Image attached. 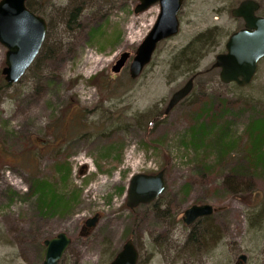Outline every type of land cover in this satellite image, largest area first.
<instances>
[{"label": "rangeland", "instance_id": "1", "mask_svg": "<svg viewBox=\"0 0 264 264\" xmlns=\"http://www.w3.org/2000/svg\"><path fill=\"white\" fill-rule=\"evenodd\" d=\"M242 1L184 0L179 33L161 42L132 79L130 64L159 3L136 14L139 0H28L47 20L48 33L14 84L2 74L7 48L0 43V264H43L44 240L60 232L72 243L59 264H109L129 239L138 264H237L242 254L245 264H264V168L247 163L248 127L264 118V59L244 87L223 83L212 68L231 34L244 27L232 15ZM256 1L264 16V0ZM76 8L80 16L70 21ZM125 52L129 60L114 73ZM196 74L191 94L165 114L172 95ZM204 108L209 113L196 118ZM212 113L215 126L193 145L192 129L208 125ZM223 132L234 144L221 154L216 139ZM237 167L245 168L242 175ZM161 170L164 193L129 208L132 176ZM44 182L52 195L73 201L67 210L41 209L33 192ZM193 204L215 207L200 221L214 231L203 248L189 246L200 226L182 221ZM96 214L97 226L82 234Z\"/></svg>", "mask_w": 264, "mask_h": 264}, {"label": "water", "instance_id": "2", "mask_svg": "<svg viewBox=\"0 0 264 264\" xmlns=\"http://www.w3.org/2000/svg\"><path fill=\"white\" fill-rule=\"evenodd\" d=\"M26 2L27 0H0V43L7 48L6 66L2 74L9 84L21 80L33 65L41 52L48 31L45 18L32 12ZM183 2L184 0H139L134 9L136 14L148 10L157 3L160 5V13L132 59L129 69L132 79L139 77L151 62L160 42L179 33L178 14ZM259 9V2L243 0L232 10L234 17L244 20V27L231 34L226 43V52L217 55L212 66L220 69V80L225 84L247 86L258 72L259 63L264 58V16L257 14ZM129 58V53H123L113 66V72L119 73ZM193 88L194 77L172 95L165 114H169ZM165 188V170L157 174H135L130 180L127 205L133 209L140 204H149L155 201ZM214 212V206L211 204H193L184 211L183 222L191 226L200 218L211 216ZM100 218V214H96L84 222V235L97 226ZM71 243V237L65 232L44 240L46 253L43 264H59ZM138 259L139 252L130 239L109 264H138ZM246 262V255L238 257L237 264Z\"/></svg>", "mask_w": 264, "mask_h": 264}, {"label": "trees", "instance_id": "3", "mask_svg": "<svg viewBox=\"0 0 264 264\" xmlns=\"http://www.w3.org/2000/svg\"><path fill=\"white\" fill-rule=\"evenodd\" d=\"M27 6L31 11H33L36 14H39L30 5L28 0H27ZM79 11H80L79 8H76L75 10L71 11V13L69 15L70 21H74L75 19L78 18V16H80ZM198 39H199L198 41L201 40L200 38H198ZM192 53H190L191 56L195 52L193 54ZM185 54H187V53H185ZM2 84L6 85L4 80L2 81ZM205 112L209 113V109L204 108L201 111H199L196 118H198V119L201 118L202 116H204ZM209 118H210V123L208 125L206 123H202L200 125V127L192 129L191 141H192L193 145L199 146L201 142H204L205 137L209 134V130L215 126L216 120H217L216 114L212 113V115ZM248 131H249V134L253 140V145H252L251 151L248 155V161H247L248 167H249V169L253 168L255 170L263 169L264 168V118L254 120L249 125ZM224 135H225V132L221 133V135H219L216 139L219 141V142L218 141H216V142L219 146L221 154L226 152L227 149H231L233 147V144H234L232 141L230 143H226V141H224V139H223ZM60 168L62 169L61 172H62L63 179H64V177L66 179H68V177L71 173V169L68 166V164L67 165L66 164L61 165ZM244 169L245 168H243V167H237L236 169H234V173L237 175H240L241 171H243ZM232 176H234V175H232ZM229 183H230V181H227L226 185H229ZM49 186L50 185L47 182L35 184L33 193H36L38 195V202H39L41 209H46V211L52 212V213H57L61 209H62V211L67 210L68 207L71 206L73 201L67 200V197L65 195H59L55 191H54L55 193L52 195L51 191L48 189V188H50ZM203 222L204 221H202V223ZM198 227L200 228L199 231L195 230L193 232L192 236L190 237L189 246H191V247H192V245L195 247L201 246V248H203V245H207L209 243L208 240L210 239V236L213 235L214 231L209 226H202L201 227L200 222L198 223ZM195 234H196V236H195Z\"/></svg>", "mask_w": 264, "mask_h": 264}, {"label": "flooded vegetation", "instance_id": "4", "mask_svg": "<svg viewBox=\"0 0 264 264\" xmlns=\"http://www.w3.org/2000/svg\"><path fill=\"white\" fill-rule=\"evenodd\" d=\"M202 219H204V218H200L199 220H197L193 225H191V227L190 226H188V227H190V228H192V227H194L195 225H197ZM183 221V220H182ZM193 232V231H192Z\"/></svg>", "mask_w": 264, "mask_h": 264}]
</instances>
